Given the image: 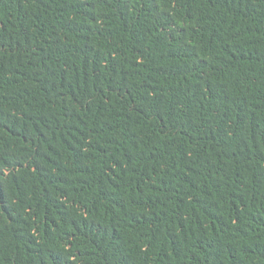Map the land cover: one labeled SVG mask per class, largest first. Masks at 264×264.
I'll return each instance as SVG.
<instances>
[{"label":"trees","instance_id":"1","mask_svg":"<svg viewBox=\"0 0 264 264\" xmlns=\"http://www.w3.org/2000/svg\"><path fill=\"white\" fill-rule=\"evenodd\" d=\"M0 264H264V0H0Z\"/></svg>","mask_w":264,"mask_h":264}]
</instances>
